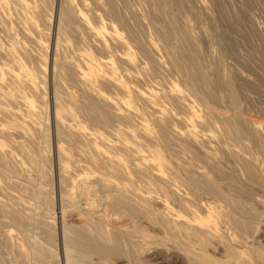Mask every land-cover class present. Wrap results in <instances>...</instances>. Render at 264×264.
I'll list each match as a JSON object with an SVG mask.
<instances>
[{
	"label": "rangeland",
	"instance_id": "rangeland-1",
	"mask_svg": "<svg viewBox=\"0 0 264 264\" xmlns=\"http://www.w3.org/2000/svg\"><path fill=\"white\" fill-rule=\"evenodd\" d=\"M0 264H264V0H0Z\"/></svg>",
	"mask_w": 264,
	"mask_h": 264
},
{
	"label": "bare ground",
	"instance_id": "bare-ground-1",
	"mask_svg": "<svg viewBox=\"0 0 264 264\" xmlns=\"http://www.w3.org/2000/svg\"><path fill=\"white\" fill-rule=\"evenodd\" d=\"M87 248V247H86ZM89 248V247H88ZM96 248V247H95ZM90 249V248H89ZM101 252V251H100ZM103 252V251H102ZM105 252V251H104Z\"/></svg>",
	"mask_w": 264,
	"mask_h": 264
}]
</instances>
